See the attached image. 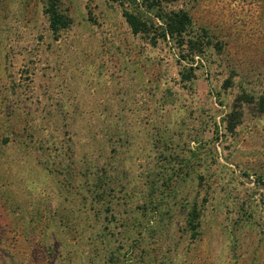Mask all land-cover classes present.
I'll return each mask as SVG.
<instances>
[{"label": "rangeland", "instance_id": "1", "mask_svg": "<svg viewBox=\"0 0 264 264\" xmlns=\"http://www.w3.org/2000/svg\"><path fill=\"white\" fill-rule=\"evenodd\" d=\"M161 1L190 81L115 1L0 0V264H264V0Z\"/></svg>", "mask_w": 264, "mask_h": 264}, {"label": "trees", "instance_id": "2", "mask_svg": "<svg viewBox=\"0 0 264 264\" xmlns=\"http://www.w3.org/2000/svg\"><path fill=\"white\" fill-rule=\"evenodd\" d=\"M112 1L120 5L122 17L133 34H143L152 44L164 40L181 47L179 60L185 63L181 67V79H193V67L186 65L191 63L195 56L204 53L210 46V39L205 32L195 31L192 17L186 9L168 8L161 0ZM44 13L52 32L67 28L71 22L68 14L62 10L61 0H44ZM255 107L258 112L264 113V90L258 96ZM262 201L264 204V194Z\"/></svg>", "mask_w": 264, "mask_h": 264}, {"label": "crops", "instance_id": "3", "mask_svg": "<svg viewBox=\"0 0 264 264\" xmlns=\"http://www.w3.org/2000/svg\"><path fill=\"white\" fill-rule=\"evenodd\" d=\"M9 98L10 99H14V100H16V96H17V94H15V92L14 93H12L11 91H9ZM12 102H13V100H11ZM22 111V110H21ZM21 114H22V112H21Z\"/></svg>", "mask_w": 264, "mask_h": 264}]
</instances>
